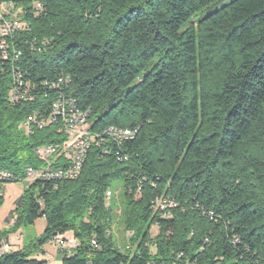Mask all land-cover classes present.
I'll use <instances>...</instances> for the list:
<instances>
[{"label":"trees","instance_id":"obj_1","mask_svg":"<svg viewBox=\"0 0 264 264\" xmlns=\"http://www.w3.org/2000/svg\"><path fill=\"white\" fill-rule=\"evenodd\" d=\"M4 1L25 26L0 33L9 44V59L0 49L1 169L25 178L45 166L36 148L67 147L61 121L23 125L61 93L89 111L94 133H137L121 144L97 138L77 178L30 180L0 243L41 217L45 230L1 252L0 264H50L45 245L68 232L78 244L59 249L62 264H264V0H232L200 19L221 0ZM15 64L36 84L33 100L10 99ZM63 73L72 81L62 92L43 87ZM68 163L60 155L53 166ZM118 180L117 216L106 192ZM159 197L174 205L161 209Z\"/></svg>","mask_w":264,"mask_h":264},{"label":"built area","instance_id":"obj_2","mask_svg":"<svg viewBox=\"0 0 264 264\" xmlns=\"http://www.w3.org/2000/svg\"><path fill=\"white\" fill-rule=\"evenodd\" d=\"M14 4L8 1H0V33L2 35H8L14 31H17L25 23L21 22L18 14L13 11ZM36 7H41L40 3H36ZM27 26V25H26ZM50 43H41L40 46L47 47ZM36 45V42L34 43ZM37 47V46H36ZM0 49L3 51V59H9V44L6 39H1ZM21 55V51L15 49L13 58L18 59ZM20 72H24L20 65H13L12 67V82L10 85V99L13 102L33 100L36 97L37 92L36 84L32 85V82L27 79H20ZM72 77L70 74H61L53 80L42 81L43 87L57 88L62 92V89L71 83ZM89 111L82 109L78 106L77 101L72 97H65L62 93L58 100L53 104L52 110L49 114L43 116L40 111H35L24 120L25 126H32V128H42L49 123H56L61 121L62 130L65 134H70L71 148H61L60 145L48 144L39 146L35 152L37 156L45 162V166L36 169L31 166L27 167L26 177L15 175L13 172L0 168V179L6 181H23L25 179L35 180L37 178H45L50 180L59 179H73L77 178L83 169L85 160L87 158L89 149L93 142L101 137L107 135L110 139L121 144L122 142L133 138L137 130L123 129L116 126H110L106 128L101 135L94 133L91 130V125L88 121ZM101 143V141L99 142ZM105 149V152H108ZM118 158L121 161L127 160L129 157L122 151L116 152ZM60 155H64L68 159L69 163L64 166H53L54 160ZM112 192H106V198L110 199ZM156 205L161 209H166L168 206H172L173 201L164 197L156 199ZM127 237L132 235V232H127ZM56 246L57 253L60 248H71L78 244L76 239H67L66 235L59 234L52 241ZM97 245V241L93 242ZM10 250L9 242H5L1 246V252Z\"/></svg>","mask_w":264,"mask_h":264},{"label":"rangeland","instance_id":"obj_3","mask_svg":"<svg viewBox=\"0 0 264 264\" xmlns=\"http://www.w3.org/2000/svg\"><path fill=\"white\" fill-rule=\"evenodd\" d=\"M231 1L232 0H221L217 4H215V5L207 8V9H205L204 11H202L197 16V18L200 19L202 17H205L208 14H210L211 12L221 8L223 5H225ZM29 183H30L29 179H25L23 181H8L5 183L4 202H3L2 206L0 207V221L1 222H4L5 218L14 209L15 200L17 199V197H19L23 193V191L27 188ZM111 190H112V198L110 200L112 201L113 206L116 209L117 216H118L119 211H120L121 206H122V200H123V191H124L123 182L121 180L113 182ZM10 225L11 224H8V223H2L1 230L2 231L8 230L10 228ZM45 227H46V219L42 218V219H39V221L34 225L27 226L24 229H21L16 233H10L8 235L9 241H10L9 243L12 245V248H10V250L19 249V248H17V245L15 244V242H16V235L20 231H24V233H25V235H24V244H25V242H28V241L35 239L36 237L40 236L44 232ZM112 231H113L114 237L118 241V243L123 244L124 243V231H123L122 224L119 223L118 221L115 222L113 227H112ZM157 231H158V229H157V227H155L153 232L157 233ZM73 237H74L73 233L68 232L66 234L67 239H69V238L72 239ZM24 244L22 245V247L24 246ZM59 260L60 261L62 260L61 255L59 257Z\"/></svg>","mask_w":264,"mask_h":264},{"label":"crops","instance_id":"obj_4","mask_svg":"<svg viewBox=\"0 0 264 264\" xmlns=\"http://www.w3.org/2000/svg\"><path fill=\"white\" fill-rule=\"evenodd\" d=\"M14 207H15V205H14ZM10 213H9V215H10ZM9 215L5 218L4 222L0 221V231H1L2 223H8V224L12 223V222L9 223L7 221V218L9 217ZM42 218H45V217H41L39 219H42ZM39 219L35 222V224L39 221ZM24 235H25L24 231H20L19 233H17L16 242H15V244L17 245V248H21L22 245L24 244ZM7 241L10 242L9 237L7 238ZM2 243L3 242L0 243V250H1ZM10 248H12V245L10 246ZM45 251H46V255L44 257L50 261V264H62V261L59 260V256H58V253L56 250V246L54 245V242H50V243L46 244L45 245ZM0 253H1V251H0ZM40 257H43V256H40Z\"/></svg>","mask_w":264,"mask_h":264},{"label":"bare ground","instance_id":"obj_5","mask_svg":"<svg viewBox=\"0 0 264 264\" xmlns=\"http://www.w3.org/2000/svg\"><path fill=\"white\" fill-rule=\"evenodd\" d=\"M26 130H27V131L30 130V126H27ZM68 136H69V142H68L66 148H71L70 134H68Z\"/></svg>","mask_w":264,"mask_h":264}]
</instances>
